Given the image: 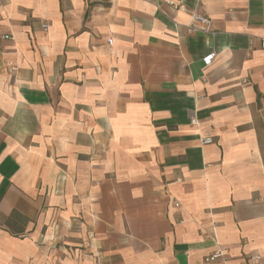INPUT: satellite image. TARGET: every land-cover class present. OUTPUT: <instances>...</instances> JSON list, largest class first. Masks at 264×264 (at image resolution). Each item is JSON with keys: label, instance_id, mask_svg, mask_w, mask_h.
<instances>
[{"label": "crops", "instance_id": "1", "mask_svg": "<svg viewBox=\"0 0 264 264\" xmlns=\"http://www.w3.org/2000/svg\"><path fill=\"white\" fill-rule=\"evenodd\" d=\"M263 41L264 0H0V264H264Z\"/></svg>", "mask_w": 264, "mask_h": 264}, {"label": "built area", "instance_id": "2", "mask_svg": "<svg viewBox=\"0 0 264 264\" xmlns=\"http://www.w3.org/2000/svg\"><path fill=\"white\" fill-rule=\"evenodd\" d=\"M43 27L46 28L47 25L44 24ZM197 30L205 31V32L211 31L212 30L211 18L208 17L205 14L195 12L193 14V22H192V24L189 25V31L192 32V31H197ZM109 41L112 42L111 39ZM262 46L264 47V41L262 43ZM215 55H216L215 52L210 53L209 55H207L205 57V62L206 63L211 62L213 60V58L215 57ZM193 122H195V120H193ZM203 142H205V143L212 142V138H210V137L204 138ZM221 256H223V250H222V248H218L217 250L214 251V253H212L211 255L207 256L206 259L208 261H215L218 258H220ZM252 261H253V264H261L259 255H254L252 257Z\"/></svg>", "mask_w": 264, "mask_h": 264}]
</instances>
